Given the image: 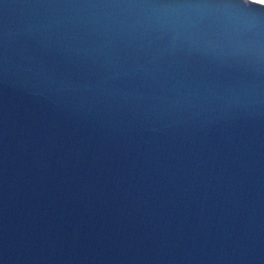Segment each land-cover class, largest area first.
<instances>
[{
	"label": "water",
	"instance_id": "1",
	"mask_svg": "<svg viewBox=\"0 0 264 264\" xmlns=\"http://www.w3.org/2000/svg\"><path fill=\"white\" fill-rule=\"evenodd\" d=\"M0 264H264V3L0 0Z\"/></svg>",
	"mask_w": 264,
	"mask_h": 264
},
{
	"label": "rangeland",
	"instance_id": "2",
	"mask_svg": "<svg viewBox=\"0 0 264 264\" xmlns=\"http://www.w3.org/2000/svg\"><path fill=\"white\" fill-rule=\"evenodd\" d=\"M254 1H257V2H262V3H264V0H254Z\"/></svg>",
	"mask_w": 264,
	"mask_h": 264
},
{
	"label": "clouds",
	"instance_id": "3",
	"mask_svg": "<svg viewBox=\"0 0 264 264\" xmlns=\"http://www.w3.org/2000/svg\"><path fill=\"white\" fill-rule=\"evenodd\" d=\"M262 3V2H261Z\"/></svg>",
	"mask_w": 264,
	"mask_h": 264
}]
</instances>
